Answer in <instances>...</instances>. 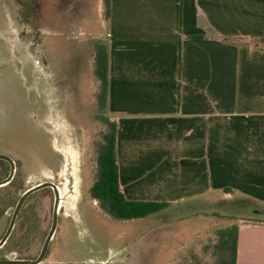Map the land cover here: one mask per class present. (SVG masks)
I'll return each instance as SVG.
<instances>
[{"label": "crops", "instance_id": "crops-1", "mask_svg": "<svg viewBox=\"0 0 264 264\" xmlns=\"http://www.w3.org/2000/svg\"><path fill=\"white\" fill-rule=\"evenodd\" d=\"M109 35L125 197L208 221L174 233L177 262L237 225L238 264H264V0H111Z\"/></svg>", "mask_w": 264, "mask_h": 264}, {"label": "rangeland", "instance_id": "rangeland-1", "mask_svg": "<svg viewBox=\"0 0 264 264\" xmlns=\"http://www.w3.org/2000/svg\"><path fill=\"white\" fill-rule=\"evenodd\" d=\"M107 33L103 0H0V154L18 161L12 182L0 188V238L22 195L54 177L65 189L63 216L43 264H214L216 233L199 253L180 262L171 255L178 249L174 233L193 218L170 225L164 223L176 214L119 221L90 198L111 119L97 107L94 76L95 44ZM55 156L52 169L46 164ZM9 174L0 162V181ZM51 221L49 197L31 196L0 260H35Z\"/></svg>", "mask_w": 264, "mask_h": 264}, {"label": "trees", "instance_id": "trees-1", "mask_svg": "<svg viewBox=\"0 0 264 264\" xmlns=\"http://www.w3.org/2000/svg\"><path fill=\"white\" fill-rule=\"evenodd\" d=\"M105 5V20L108 24L111 18V0H103ZM109 40L98 42L94 49V76L99 84L97 93V107L99 112L108 113L110 92V52ZM253 44L264 43L263 38L251 39ZM261 51V50H259ZM254 50L253 60H260L257 55L261 53ZM264 60V57H261ZM182 62H180L181 71ZM181 76V74H180ZM181 81V79H180ZM182 102V83L179 86V107ZM109 114V113H108ZM107 131L103 137L97 154V179L91 188V196L97 200L110 217L119 221L142 219L157 214L169 207L166 202H144L128 200L121 188L118 164V123L116 120L107 119ZM231 192V189H226ZM216 243L211 246L216 260L214 264H238L239 227L233 225L216 232Z\"/></svg>", "mask_w": 264, "mask_h": 264}, {"label": "water", "instance_id": "water-1", "mask_svg": "<svg viewBox=\"0 0 264 264\" xmlns=\"http://www.w3.org/2000/svg\"><path fill=\"white\" fill-rule=\"evenodd\" d=\"M0 160L7 161L11 166V172H10L9 177L0 182V188H2L4 186H7L8 184H10L12 182V180L14 179L15 174H16V164H15V161L11 157H9L8 155H5V154H0ZM48 186H52L55 189H57L53 184L45 183V184L39 185L37 187H33L32 189L26 191L22 195V197L20 198V200L16 206L14 216L11 220V224L9 226V229H8L6 235L4 236V238L0 242V248H2L7 243L10 236L12 235L14 228L16 226L18 216H19L27 198L30 195H32L34 192L41 190V189L48 187ZM59 201H60V192L57 190V203H56L57 205L59 204ZM52 237H53V232L51 233V235L47 239V241H46V243L42 249L41 255L39 256V258L37 260H0V264H43L45 257L47 255V252L49 250V246H50Z\"/></svg>", "mask_w": 264, "mask_h": 264}, {"label": "flooded vegetation", "instance_id": "flooded-vegetation-1", "mask_svg": "<svg viewBox=\"0 0 264 264\" xmlns=\"http://www.w3.org/2000/svg\"><path fill=\"white\" fill-rule=\"evenodd\" d=\"M5 155H7V154H5ZM53 155H55V154H53ZM8 156L11 157L10 155H8ZM11 158L15 161V164H16V166H17V165H18V163H17L18 161H17L14 157H11ZM56 161H57V157L55 156V160L52 161V162L47 163L46 165L49 166V167H51L52 169H56V165H55V164H56ZM0 162H3V163L8 164L9 167H10V172H11V166H10V164H9L7 161L0 160ZM16 169H17V167H16ZM16 171H17V170H16ZM9 175H10V174H9ZM6 179H7V178H6ZM1 181H3V180H1ZM1 181H0V182H1ZM45 183L53 184L57 189H55V188L52 187V186H48V187H45V188H43V189H41V190H38V191L34 192L32 195H30V196L27 198L25 204L27 203L28 199H29L31 196H33V195H35V194H38V193H43V194L47 195V197H49V199L51 200V203H52V221H51V227H50V230H49L48 235H47V237H46L45 243H46L47 239L49 238V236L51 235L52 232H53V237H52V240H51V243H50V246H49V250H48L47 255H46V257H45V260H46L47 257H48V255H49V251H50V248H51V244H52L53 240L55 239L56 235L59 233L60 222H61V216H63V215H62V210H63L62 203H63V199H62V197H61V195H60V201H59V204H58V205L56 204V203H57V190L60 192V187L58 186V185H59V182H58L57 180H55L54 177L52 178V181H47V182L41 183V184H39V185H42V184H45ZM39 185H36V186H34V187H37V186H39ZM31 189H32V188H31ZM29 190H30V189H29ZM90 198L93 199L92 196H91V192H90ZM93 200L96 201V202H98V201L95 200V199H93ZM25 204H24V206H23V208H22V210H21V212H20V214H19V216H18L17 221L19 220V217L21 216V213H22V211H23V209H24V207H25ZM95 204H96V203H95ZM15 209H16V208H15ZM100 209H101V207H100ZM14 212H15V210H14ZM13 216H14V213H13V215H12V217H11V220H12ZM11 220H10V224H11ZM10 224H9V226H10ZM16 224H17V222H16ZM9 226H8V229H9ZM15 227H16V226H15ZM8 229L6 230L5 234L0 238V242H1V240L4 238V236L6 235ZM14 230H15V228H14ZM62 231H63V230H62ZM13 232H14V231H13ZM12 235H13V233H12ZM12 235L10 236V238L12 237ZM10 238H9V240H10ZM9 240H8V241H9ZM8 241H7V242H8ZM45 243H44V245H45ZM6 244H7V243H6ZM6 244H5V245H6ZM5 245H4V246H5ZM44 245H43V247H44ZM0 249H1V248H0ZM42 249H43V248H42ZM41 252H42V250H41ZM41 252H40L39 256L41 255ZM39 256H38L35 260H37V259L39 258ZM45 260H44V261H45ZM54 263H55V262H54Z\"/></svg>", "mask_w": 264, "mask_h": 264}, {"label": "bare ground", "instance_id": "bare-ground-1", "mask_svg": "<svg viewBox=\"0 0 264 264\" xmlns=\"http://www.w3.org/2000/svg\"><path fill=\"white\" fill-rule=\"evenodd\" d=\"M64 194H65V189L60 187V195H61L62 199L64 197Z\"/></svg>", "mask_w": 264, "mask_h": 264}]
</instances>
